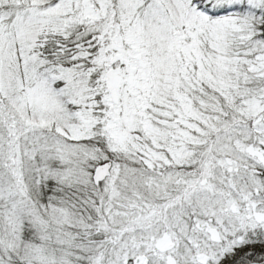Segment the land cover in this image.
Listing matches in <instances>:
<instances>
[{"label": "snow or ice", "instance_id": "1", "mask_svg": "<svg viewBox=\"0 0 264 264\" xmlns=\"http://www.w3.org/2000/svg\"><path fill=\"white\" fill-rule=\"evenodd\" d=\"M0 264H264V0H0Z\"/></svg>", "mask_w": 264, "mask_h": 264}]
</instances>
